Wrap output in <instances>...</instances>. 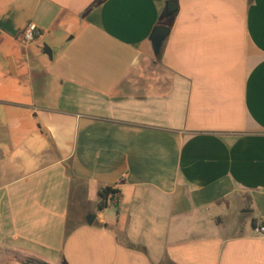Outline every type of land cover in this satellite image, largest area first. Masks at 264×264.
Listing matches in <instances>:
<instances>
[{
	"label": "crops",
	"instance_id": "0c3cea01",
	"mask_svg": "<svg viewBox=\"0 0 264 264\" xmlns=\"http://www.w3.org/2000/svg\"><path fill=\"white\" fill-rule=\"evenodd\" d=\"M260 224L264 0H0V264H264Z\"/></svg>",
	"mask_w": 264,
	"mask_h": 264
},
{
	"label": "water",
	"instance_id": "95a60500",
	"mask_svg": "<svg viewBox=\"0 0 264 264\" xmlns=\"http://www.w3.org/2000/svg\"><path fill=\"white\" fill-rule=\"evenodd\" d=\"M177 11H178V5L176 2L174 1L167 2L165 18L166 19L173 18L177 13ZM169 34H170V28L168 26H158L153 31L150 41L152 43V47L156 55H158L161 52L162 45L169 36ZM46 54L51 58L50 52H47ZM94 221H95V216H90L88 219V224L92 225Z\"/></svg>",
	"mask_w": 264,
	"mask_h": 264
},
{
	"label": "trees",
	"instance_id": "16d2710c",
	"mask_svg": "<svg viewBox=\"0 0 264 264\" xmlns=\"http://www.w3.org/2000/svg\"><path fill=\"white\" fill-rule=\"evenodd\" d=\"M167 21L172 20V18L170 19H166ZM158 57H160V54L158 55ZM119 198V192L111 187H106L104 189H102L99 192V202H98V207L97 210L98 212H102L105 209L108 208L109 204H117ZM10 258L12 261L20 263V264H47L41 261H38L34 258H23L18 254H13L10 255Z\"/></svg>",
	"mask_w": 264,
	"mask_h": 264
},
{
	"label": "built area",
	"instance_id": "2783aa9c",
	"mask_svg": "<svg viewBox=\"0 0 264 264\" xmlns=\"http://www.w3.org/2000/svg\"><path fill=\"white\" fill-rule=\"evenodd\" d=\"M39 35L38 27L30 23L23 32V41L26 44H30L35 41ZM255 232L259 234L264 239V224H260L255 228Z\"/></svg>",
	"mask_w": 264,
	"mask_h": 264
},
{
	"label": "rangeland",
	"instance_id": "374dc122",
	"mask_svg": "<svg viewBox=\"0 0 264 264\" xmlns=\"http://www.w3.org/2000/svg\"><path fill=\"white\" fill-rule=\"evenodd\" d=\"M115 211V210H114Z\"/></svg>",
	"mask_w": 264,
	"mask_h": 264
}]
</instances>
